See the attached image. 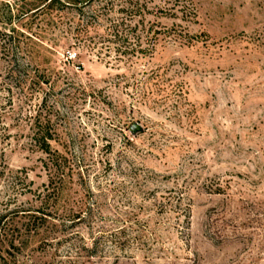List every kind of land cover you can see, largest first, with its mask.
Here are the masks:
<instances>
[{
    "label": "rangeland",
    "instance_id": "374dc122",
    "mask_svg": "<svg viewBox=\"0 0 264 264\" xmlns=\"http://www.w3.org/2000/svg\"><path fill=\"white\" fill-rule=\"evenodd\" d=\"M45 1L0 0V264H264V0Z\"/></svg>",
    "mask_w": 264,
    "mask_h": 264
},
{
    "label": "trees",
    "instance_id": "16d2710c",
    "mask_svg": "<svg viewBox=\"0 0 264 264\" xmlns=\"http://www.w3.org/2000/svg\"><path fill=\"white\" fill-rule=\"evenodd\" d=\"M73 0H46L44 4L39 9H36L34 13L40 10L51 11L57 10L59 5L70 6ZM19 45L12 43L11 50H18ZM5 77L9 79L7 83L6 91L7 96L10 98L11 91L15 88L20 93L23 94L25 99L31 100L32 98H37L42 90L44 84L47 83V79L43 75L37 74L35 71H30L27 68H10ZM37 88L35 89V87ZM41 89V90H40ZM42 102L37 104L36 109L33 114L29 115V118L32 120L33 125V136L32 140L35 146L41 152H50V141L52 140V134L48 128V122L43 120L42 116ZM56 162L55 160L52 159Z\"/></svg>",
    "mask_w": 264,
    "mask_h": 264
},
{
    "label": "water",
    "instance_id": "95a60500",
    "mask_svg": "<svg viewBox=\"0 0 264 264\" xmlns=\"http://www.w3.org/2000/svg\"><path fill=\"white\" fill-rule=\"evenodd\" d=\"M139 131H141V126L138 124V123H134L131 128H130V132L132 134H136L138 133Z\"/></svg>",
    "mask_w": 264,
    "mask_h": 264
}]
</instances>
